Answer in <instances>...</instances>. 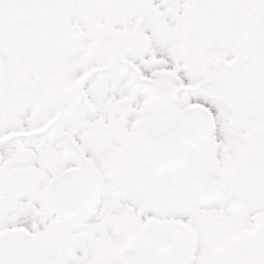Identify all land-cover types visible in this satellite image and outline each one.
Returning <instances> with one entry per match:
<instances>
[{"label":"snow or ice","instance_id":"snow-or-ice-1","mask_svg":"<svg viewBox=\"0 0 264 264\" xmlns=\"http://www.w3.org/2000/svg\"><path fill=\"white\" fill-rule=\"evenodd\" d=\"M0 264H264V0H0Z\"/></svg>","mask_w":264,"mask_h":264}]
</instances>
